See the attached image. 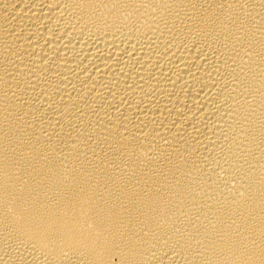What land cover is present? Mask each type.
Listing matches in <instances>:
<instances>
[{"label":"bare ground","instance_id":"obj_1","mask_svg":"<svg viewBox=\"0 0 264 264\" xmlns=\"http://www.w3.org/2000/svg\"><path fill=\"white\" fill-rule=\"evenodd\" d=\"M0 264H264V0H0Z\"/></svg>","mask_w":264,"mask_h":264}]
</instances>
